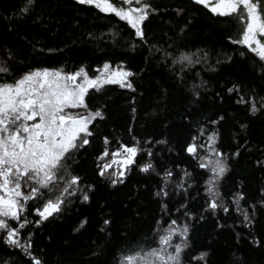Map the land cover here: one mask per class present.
<instances>
[{
  "label": "trees",
  "instance_id": "16d2710c",
  "mask_svg": "<svg viewBox=\"0 0 264 264\" xmlns=\"http://www.w3.org/2000/svg\"><path fill=\"white\" fill-rule=\"evenodd\" d=\"M24 3L26 0H0V49L11 48L19 58L12 62L13 71L7 79L43 67L73 71L85 66L90 76L99 75L105 62L116 67L121 61L126 62L123 68L136 73L129 78L135 91L118 84H105L98 92L89 90L86 99L90 108H102L105 117L90 125L91 143L81 149L74 167L85 184L96 187L90 193L91 202L73 198L61 215L31 226L32 251L43 264H112L113 253L123 245L125 232L129 238H138L148 234L162 216L167 220L171 214L182 221L181 213L185 211L197 217L191 222L192 255L207 251V264H264V204L260 203L264 200V165L256 164L258 159L264 160V113H250L246 105L237 103L236 92L227 91L238 82L249 95L250 88L264 91V79L256 70L255 54L241 56L246 46L228 39L238 34L236 20L211 13L194 0H151L159 12L145 21L148 43L140 44L137 40L133 50L130 45L134 30L114 14L101 13L94 6L78 4L77 0H37L35 10L26 18L5 19L9 14L17 16V9ZM177 9L184 11L178 14ZM185 25L187 29L180 33ZM152 45L174 56L202 49L209 53V64L185 70L181 80L178 74L182 66L176 64L173 68L172 57H166L164 51H156ZM225 53L232 56L231 62L216 64L217 58L225 59ZM4 58L0 52V59ZM202 81L206 85L197 89L201 96L196 99L192 86ZM221 114L224 121L208 125L218 129L217 147L230 156L229 171L220 183V192L227 203L233 194L243 191L246 195L241 205H257L251 227L235 211V204L230 205L227 214L205 211V170L184 151L185 144L196 134L195 125L207 124ZM244 123L247 129H241ZM105 136L109 137L108 145L104 143ZM157 140L168 143H147ZM137 141L145 150L152 149L151 159L157 170L163 166L173 170L175 181L183 176L181 169L190 172L188 190L182 191L170 183L168 197H157L161 177L144 173L135 164L130 166L124 183L115 187L107 172L105 177L99 176L97 165L109 160H97L105 147L111 153L121 144L133 145ZM238 147L240 155H231ZM143 155L137 156L139 163L149 159L141 160ZM162 204H167V208H162ZM201 215L203 220L199 219ZM105 218L114 220L110 235L101 231ZM29 219L38 217L33 212ZM84 219L87 224L76 231ZM94 251L102 254L94 255ZM27 259L19 249L0 242V264H26Z\"/></svg>",
  "mask_w": 264,
  "mask_h": 264
},
{
  "label": "snow or ice",
  "instance_id": "6c2138e0",
  "mask_svg": "<svg viewBox=\"0 0 264 264\" xmlns=\"http://www.w3.org/2000/svg\"><path fill=\"white\" fill-rule=\"evenodd\" d=\"M36 2L37 0H26L17 9V16L9 14L5 19L15 21L17 18H26L35 10ZM77 3L94 6L101 13L114 14L126 22L134 30L130 45L133 50L137 48V40L140 44L148 43L145 21L159 12L151 0H77ZM194 3L205 6L211 13L236 20L238 34L235 37L229 36L228 39L233 44L246 46V50L240 52L241 56L255 54L253 59L258 65L256 70L264 79V0H194ZM183 11L177 9L178 14ZM187 27L185 25L181 28L180 33ZM11 30L12 23H9V31ZM89 36L95 38L92 33ZM151 47L156 51H164L166 57H172L173 68L176 64L182 66L178 74L181 80L184 79L185 70L198 64H209V53L202 49L197 52H181L179 56H174L156 45ZM0 52L6 57L0 59V242L13 250L19 249L28 257L26 264H43L32 251L31 226L48 221L50 217H58L73 203V198L91 202L90 193L96 187L95 184H85L83 176L74 167L81 149L91 143L89 138L93 133L90 125L105 117L102 108H90L89 100L86 99L89 90L98 92L105 84H118L135 91L129 78L136 73L123 68L122 65L126 62L121 61L116 67L105 62L99 75L90 76L85 66L73 71L43 67L29 70L19 77L12 75L9 80L7 77L13 71L12 62L19 58L11 48H2ZM224 56L223 61L217 58L216 64L231 62V55L225 53ZM205 85L204 81L200 85L193 84L192 91L196 99L201 96L197 89ZM227 91L230 94L236 92L237 103L246 105L250 113H264V91L258 92L250 88L249 95L243 92V85L239 82L234 83ZM73 109L79 111L74 112ZM132 111L135 113L136 109L133 108ZM224 120L225 116L221 114L207 124L197 123L196 134L185 144L184 151L196 160L199 168L205 170L202 173L206 176L205 211H210L212 215H216L218 211L227 214L230 205L235 204V211L251 227L257 205L243 207L241 201L246 195L243 191H237L227 203L220 192V183L229 171L230 156L217 147L218 129L208 125H219ZM240 127L247 129L248 125L244 123ZM103 139L105 145L110 143L109 137L105 136ZM147 143L167 144L168 141ZM140 153L144 154L141 160L144 157L149 159L139 163L137 156ZM231 155L238 157L240 148ZM153 156L152 149L145 150L138 141L133 145L121 144L111 153L105 147L97 160H104L106 157L109 160L97 165L98 174L105 177L107 172V178L115 187L124 183L130 166L135 164L140 171L155 173L161 177L162 186L155 193L157 197H168L170 183L186 192L192 174L181 169L183 176L177 182L171 168L163 166L157 170L155 161L151 159ZM114 164L116 168H113ZM256 164L264 165V160L258 159ZM260 203L264 204V200ZM161 207L166 209L167 204H162ZM249 208L252 209L251 213ZM33 212L38 219H29ZM181 216L184 217L182 221L172 218L171 214L167 220L162 216L148 234H141L138 238H129L125 232L123 245L113 253L112 264H192V261L196 264H207V251L196 255L191 252V222L196 220V215L185 211ZM199 219L203 220L204 216L201 215ZM113 223V218H105L101 231L110 235ZM85 224L87 219L82 220L75 230L79 231ZM255 243L259 244V241L256 240ZM93 254L102 253L94 251ZM5 264L11 262L5 261Z\"/></svg>",
  "mask_w": 264,
  "mask_h": 264
},
{
  "label": "rangeland",
  "instance_id": "374dc122",
  "mask_svg": "<svg viewBox=\"0 0 264 264\" xmlns=\"http://www.w3.org/2000/svg\"><path fill=\"white\" fill-rule=\"evenodd\" d=\"M213 2H214V0H213ZM72 111H74V112H75V111H76V109H73Z\"/></svg>",
  "mask_w": 264,
  "mask_h": 264
}]
</instances>
